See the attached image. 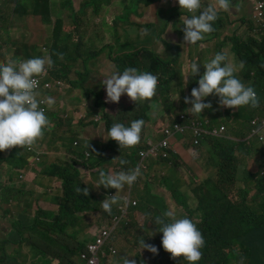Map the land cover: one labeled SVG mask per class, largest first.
<instances>
[{"label":"trees","instance_id":"trees-1","mask_svg":"<svg viewBox=\"0 0 264 264\" xmlns=\"http://www.w3.org/2000/svg\"><path fill=\"white\" fill-rule=\"evenodd\" d=\"M5 1L13 8L15 19L26 20L31 15H35L40 17L46 26L51 27L50 43L47 45L49 55L54 62L53 67L49 69L51 76L66 82L71 87L81 89L85 99L93 97L94 100L97 96L98 100H101V96L96 95V90L85 86L86 75L75 72L79 78L77 80L71 78L74 62L82 61L83 66L87 67L94 56L90 48L88 52H81L84 41L80 37H75L80 15L85 10L84 4L76 6L74 0ZM130 1L132 0H118L117 2L120 6ZM111 4L112 0H89L85 6H90L93 13L99 16L107 12ZM235 8L240 11L243 7L238 4L237 0H232L230 10ZM158 9L163 10L160 7ZM172 12L175 14L176 25L180 23V29L177 28L175 33L183 41L184 25L182 22L190 14L181 9H175ZM247 15L250 17L248 12ZM111 20L109 23H104L107 29H111V25L114 26ZM243 20L246 21V19ZM9 22V18L0 14L1 40L9 35ZM165 22L172 23L167 20ZM224 24L228 31L230 26L227 16H218L213 24L214 31L208 35L216 36L218 31L224 28ZM67 26L70 28L67 29ZM249 30L250 33L254 30L263 36L260 40L250 37L246 42L241 41L238 47L233 42L240 38L234 37L231 41V49L233 48L232 51L236 54V62L242 61L244 65L236 75L246 86L254 87L258 93L259 106L255 108L243 106L226 112L229 120L233 123L240 121L243 125L250 122L256 111L264 113V30H259L258 26L253 25H249ZM147 31V35L133 42L137 50L133 45H120L119 41L122 38L118 41V38L111 33L114 44L106 48L105 45L104 48L111 50L110 59L120 71L127 67H135L139 71L151 72L161 79L162 84L157 88L156 94L159 93L164 97L167 113L182 110L187 112L190 103L186 104L184 97H190V90L197 84L199 76H195L192 82L185 81L179 85L175 71L170 70L167 64L176 62L181 52L180 46L157 35L165 47L166 58L164 59L147 46L156 36L149 30ZM164 32H166L165 29L162 34ZM146 38L147 43L144 41ZM199 42L197 44H200ZM228 43L227 40H223L218 43V46L222 47ZM25 46L28 47L27 45L15 47V55L25 54L23 52ZM127 50L130 52H126ZM116 52L120 54L117 55ZM25 55L30 57L29 53ZM176 93H179L180 99L172 100L171 95ZM216 100L217 104H212V108L207 109L213 122L220 113V109L223 108L218 104V97ZM139 104L142 105V111L133 118H129L126 114L124 119H119V116L114 121H109V116L105 114L103 120L106 122L107 129L113 123L128 125L135 119H143L146 123L149 101H134L130 108ZM248 108L249 114L247 113ZM104 109L103 103L95 106V109L90 108L87 110L88 116H95ZM55 116V113L51 114V117ZM69 122L71 123V120ZM144 126L140 142L132 148L121 149L118 142L113 139H109L108 143L98 142L101 151L103 149V156L99 158L94 156L87 158L82 146L76 148L73 144L67 145L66 149L73 155L74 161L47 159L40 164L41 169L36 170L38 179L34 183L23 179L22 176L33 170L31 162L37 153H30L28 147L23 148L22 146L6 149V157L10 160L1 161L0 170L7 166L10 168L7 176L17 173L18 179H8L4 181L6 185L0 184L2 201H6L7 210L13 214V220L10 223H5V226L0 223V264H45L44 258L49 264H79L82 262L81 254L94 240L90 232L92 221L88 219V216L96 218L103 225L112 221L120 208L127 205L124 204L125 199L117 193L121 199L112 206L111 213L103 211L101 202L105 198L111 199L110 196L115 195L117 190L104 188L102 185L97 186L99 172L101 170L112 171L106 163L114 155L119 156V151H124L120 159L128 161L126 165H122L124 171L136 166L139 154L148 150L143 143ZM206 146H209L218 158L208 156L203 151ZM0 154L4 155L3 151H0ZM162 154L156 151L147 159L149 162L146 168L141 169V181L130 187L131 191L134 190L139 196V205L133 209L143 210L150 218L147 226H152L150 223L155 220L157 214L162 216L168 210L164 202L156 203V193L140 196L146 191L147 185L152 183L155 188L168 189L173 195L174 203L183 211L177 215L190 218L202 232L205 245L201 249L200 264H264V146L214 138L204 142L199 149L201 158L199 163L202 167L206 166L207 170H214L215 175L210 176L206 171L198 184H194L191 190L189 189L194 196V201L186 198L184 190L176 185V180H172L170 176L161 179L153 178L154 175L163 174L158 166H169L173 170L178 166L177 155L171 152L170 158L165 160ZM34 186L45 188V191H41L40 188L34 190ZM78 187L81 190L87 188V195H84L83 191L78 192ZM57 190L59 194H56ZM24 196L28 197V205L22 209L17 204V210H12L13 202L17 203L16 199ZM45 199L57 209H42L40 204ZM37 202L39 206L36 207ZM7 210L5 209L4 213H8ZM21 215L25 217L20 219ZM27 219L30 221L28 222ZM143 234L144 237L146 235L147 244L158 248V253L165 251L162 246L159 247L163 235L161 232L158 231L155 240L148 239L146 229ZM20 259L23 260L20 261Z\"/></svg>","mask_w":264,"mask_h":264},{"label":"clouds","instance_id":"clouds-1","mask_svg":"<svg viewBox=\"0 0 264 264\" xmlns=\"http://www.w3.org/2000/svg\"><path fill=\"white\" fill-rule=\"evenodd\" d=\"M88 1L89 0L84 3V7L85 9L90 8L92 11L90 6H85ZM175 1L178 2L181 10L190 14L183 19L182 24L184 25L183 42L191 45H196L198 41H200V44H204L213 39L215 36L208 34L214 31L213 24L218 19V11L230 10V0H217V6H209L203 9L201 0H173V2ZM30 11L32 12V9H30ZM257 26L259 30H264V27L261 26L259 22ZM141 35H147V29H145ZM0 41L2 40L0 39ZM113 44L114 41L109 45ZM119 44L133 45L136 47V50L138 49L133 42L119 41ZM107 46L108 45H106L105 48ZM29 49V47L25 46L23 52L28 54ZM163 49L165 51L164 46ZM88 51L89 49L81 50V52L84 53ZM91 52L94 53L91 59L92 62L96 58L97 53L94 51ZM110 52L111 50H109V53ZM126 52H130V50ZM116 54L118 55L120 53L116 52ZM109 58H111L110 55ZM236 59L237 57L234 53L230 50H224L216 53L215 56H212L204 64L200 65V63L195 60L192 61L189 65V73L186 81L192 82L195 76H199V78L197 79L198 86L195 84L190 90V97H184V102L186 104L190 103L189 110L187 112L185 110H177L178 112L174 111L172 113H167L165 109L162 119L163 122L156 128L153 127L155 122L153 118L161 119L155 112L159 107L155 104V101H158V97L161 96V94H156V92L157 88L161 86L162 81L153 73L145 70L139 71L135 67H127L123 71H112L111 74L102 81L103 85L101 91H98L96 88H90L96 90V95H100L101 100H98L97 96L94 100L93 97H91L92 102L88 104L87 110L90 108L95 109V106H99L102 103L105 107L104 110L119 109L118 103L122 96H128L130 98L126 108H130L134 101H149L148 120L146 123L143 119H135L128 125L119 122L113 123L110 128L107 129V141L103 143H108L109 139H113L118 142L121 149H128L140 142L142 129L145 124L143 143L148 147V150L142 151L139 154L136 166L133 167V169L124 171L122 165H126L128 161L114 155L110 162L108 161L106 163L111 167L112 171L106 172L101 170L99 172V182L96 185H102L104 188H114L117 190L115 195L110 196L111 199L105 198L101 202L104 212L111 213L112 206L117 204L121 199L117 196V193L121 189L125 187L131 192L130 187L141 181V169L146 168L147 159L153 154L151 153L153 147H156L159 152H162V157L166 160L170 158L172 150L178 154V151L174 148L175 146L178 147V145L183 146L189 144L191 146L190 149L194 152L195 159L198 160L200 158L199 149H201L204 142L207 140L212 138L226 141L237 140V138L232 137L227 130L220 132L216 136H210L208 132L213 128L215 121L213 122L211 120L207 111V109L212 108V104H217L216 97H218L219 106L223 107L220 109V112H231L232 108L238 109L243 106H250L253 108L259 106L258 93L255 91L254 87L246 86L236 75L244 66L242 61L236 62ZM53 64L54 62L50 55L42 53L30 55V57L27 56L25 59L0 58V151H3V154H5L6 149H10L14 146H22L23 148L28 147L29 152L37 153L31 165L41 161L40 156L43 152L35 150L33 145L42 140L50 130L51 114L55 111L60 94H63L64 90L69 87L76 89L66 82L54 79L51 76L49 69L53 67ZM77 64H80V68L76 69L75 72L85 75L84 72L89 70L90 65L88 64L87 67H84L82 61L74 62L72 65L74 67ZM179 75V83H181L182 75L180 73ZM77 90L83 93L81 89ZM61 109L64 110L65 105L61 104ZM121 111L122 110H120V112ZM247 113H250L249 108L247 109ZM64 116H68V111H66ZM95 116L96 118L94 120L96 122L102 120L101 116ZM177 125L185 128V132L177 131ZM194 125H199V128L202 130L200 135L195 134ZM234 126L238 130H244V125L240 121H236ZM246 126L247 130L244 131L250 136L251 141L259 146H264V113L256 111L254 117ZM167 131H170V134H168ZM158 134L161 135L160 139H157ZM54 135L56 136L55 138ZM177 136H181V140L178 141L176 138ZM261 137H263V139H261ZM254 138L257 139V142L253 141ZM51 140L54 143H59L63 147L71 144L75 146L78 145L77 142H66L57 133L53 134ZM98 142L102 141L94 139L92 142L86 141V143L82 145L86 151L87 158L91 155L96 158L101 157V155L103 156V149L101 151ZM164 142L167 143V146L163 145ZM93 143L95 147L99 149L98 156L88 150L87 145L89 146V144ZM29 147L33 149L29 150ZM142 153L148 154L143 160L141 158ZM5 157L0 154V158ZM200 179L201 177L199 176L195 178L194 181L198 182ZM190 184L191 182L187 181L182 186L186 198H188V193L192 194L188 187ZM177 185L180 186L179 184ZM77 191H83L84 195H87L88 192L87 188L81 190L79 187ZM121 197L125 199L124 204L127 205L120 208L117 215L109 224H115L116 228H118L119 231L121 230L124 234L129 225L130 210L137 205V202L132 199L131 195L130 197ZM1 202L2 196L0 194V203ZM15 204L17 203L13 202L11 206L12 210H14L13 205ZM177 214L180 213H176L170 208L166 210L162 216H157L155 218L154 223L158 226L157 231L163 233L159 247L162 246L165 251L161 254L165 255L166 253H170L173 259L182 255L188 264H197L198 261L200 263L202 257L201 249L205 245L203 234L190 218L187 216L181 217ZM12 215L13 214L9 211L5 213V223H10L13 220ZM97 236L88 244V247L96 241ZM111 240L105 247L107 256L102 257L101 264H103V260L105 262L108 261L109 264H115V261L109 262L110 256L116 257L118 255V251L115 246L112 245ZM137 243L140 245V250L147 249L153 254H158L159 250L155 245L147 244L143 239L138 240ZM110 248H114L117 253L112 254ZM87 251L88 248L85 252ZM84 253L81 254V260L83 264H86L82 259ZM122 264H136V261L122 256Z\"/></svg>","mask_w":264,"mask_h":264},{"label":"rangeland","instance_id":"rangeland-1","mask_svg":"<svg viewBox=\"0 0 264 264\" xmlns=\"http://www.w3.org/2000/svg\"><path fill=\"white\" fill-rule=\"evenodd\" d=\"M74 1L76 3V6H79L83 5L87 0ZM117 1L118 0H112V4L109 10L103 15L95 16L96 14L92 13L90 8H86L80 15V23L76 30L75 37H80L85 41V44L82 45L83 50L90 48L97 53L96 58L91 62L89 66V70L84 72V74L86 75L84 84L87 88H96L98 91H101L103 85L102 81L106 79L112 71L119 70L115 66L113 61L109 58V49H104L105 45L113 42V38L110 33L117 37L118 41L120 40V38H122L121 42H136L137 39L145 36L141 35V33L145 29H147L152 34H156V36L149 44H147V46L152 48L158 56L164 59L166 58V54L164 53L162 42L157 37V35H161V38H167L175 45H179L181 52L176 62H169L167 66L170 70L175 71L177 75L176 80L180 78L179 73L182 75V82L179 83L180 81H178V84L181 85L188 78L189 65L192 61L195 60L200 64H204L219 50H230L232 53H234L231 50V41L234 37H238L241 39H236L233 42L236 47L241 45V41H248L251 37L249 25H258L255 11L261 10V6L264 4V0H237L238 4L243 7L240 11L236 10V8L234 10L231 9L228 13L223 10H219L218 16H227L230 29L227 31L225 27L226 24H224V28L220 29L217 35L210 41L205 42L204 44L191 45L184 43L175 33L177 28L180 29V23L176 25L177 22H175L174 18L175 14L174 12H172L175 9H181L177 1L132 0L130 2L120 4V6ZM201 4L202 9L209 6H217V0H201ZM230 4H232V0H230ZM158 7L162 8L163 10L160 11ZM247 12L250 14V17H248ZM0 14L10 19V22L8 24L9 35L6 36L2 41H0L1 59L27 58V55L25 54L16 56L14 53L15 47H20L22 45H27L30 48L29 55H35L38 53L49 55V48L47 45L50 43L51 27L46 26L41 21L40 17L31 15L26 20H17L14 18L13 8L9 6L5 0H0ZM243 19H246V21H244ZM110 20L112 23H114V26L111 25V29H107L104 23H109ZM165 20L172 23H166ZM69 28L70 27L67 26V29ZM164 29L166 32L162 34ZM223 40H227L229 43L227 45L219 47L218 43L222 42ZM144 41L147 43L148 39L146 38ZM249 55L250 57L252 56L251 53ZM78 68H80V64H77L73 67V72L71 75V78L73 80L78 79V77L75 75V71ZM171 98L172 100H179L180 95L179 93H176L171 95ZM61 99L64 100L65 109L62 110L61 103H57L54 111L56 116L51 118L50 130L42 140L33 145L35 150L42 149L43 145L48 143V140L52 138L54 133L60 135V137L67 142H77L78 145H74V147L76 148L84 145L86 141L90 142L94 139L106 142L107 125L103 120L105 114L109 116V121H114L119 116V119H124V115L126 114L129 118H133L134 116L140 114L142 111L141 104L134 105L132 108L122 109L121 112L119 109H106L97 114L102 117V120L96 122L94 120L96 116H88L87 113V106L92 102L91 97L90 99H85L83 93L80 90L72 89L69 87L64 90L63 94H60L59 100ZM157 100L158 101H155V104L159 107L155 110V112L158 117L163 119L164 110L166 109L164 97L161 95ZM66 111H68L67 117L64 116ZM217 115L213 128L208 132L210 136H216L220 132L227 130L232 137L238 139L239 143H253L250 139V136L245 132L247 130L246 125L243 126V129L245 131L238 130L235 128L234 123L228 119L226 112H220ZM79 119L83 120L80 121ZM70 120L71 123L69 122ZM160 138L161 135L158 134L157 139ZM176 138L178 141L181 140V136H177ZM253 141L257 142V139L254 138ZM178 148L188 150L191 148V146L189 144L183 146L178 145ZM175 150L177 151L176 148ZM171 152H174V154L177 155L176 160L178 162V166L174 170V175L178 174V176L171 179L176 180V185L179 184L181 188L183 183L185 184L187 181H190L191 184L188 185V187L191 190V187L194 184H198V182L194 181V178L196 177L194 171L189 169V162L193 160V158L191 159L189 156L180 158V156L175 153L174 150H172ZM123 153L124 151H119L118 158H121ZM3 156H7L6 153ZM90 158H92V155L89 157V159ZM4 160L9 161L10 158H0V162ZM69 160L74 161L73 158H70ZM158 169L162 171L163 174L160 176L154 175L153 178L155 179L165 178L166 176H169L172 171V168L169 166H158ZM5 172V167L4 169L0 170L1 185H6L3 178ZM146 188V191L142 192L140 196H143L147 193H156V203L161 204L162 202H164L167 209L171 208L176 213H183L182 209L174 203L173 195L168 189L164 187L155 188L152 183H149ZM55 192L56 194L60 193L59 191ZM118 194L126 197H130L131 195L132 199L137 202V205L134 207H137L139 205V196L135 193L134 190L130 192L124 187L118 192ZM164 195L168 197V203ZM16 202L20 208L24 209L28 205L29 200L28 197L24 196L18 197L16 199ZM17 204L13 205L14 210H17ZM37 206H39L38 202ZM6 207V201H2L0 203V223H2V225L4 226V210L6 209ZM133 208L130 210L128 220L129 225L124 234L121 230L119 231V229L116 228L115 224L110 225L109 223H105L101 225V223H99L96 218L90 215L88 216V219L92 221L90 232L94 236V239L98 235L99 231L103 228H115V233L111 240V243L118 251V255L116 257L110 256L109 260H114L115 264H122V256H124L128 259H134L136 261V264H188V262L184 260L182 255L173 259L170 253H166L165 255H163L161 253L153 254L147 249L140 250V245L137 243L138 240L143 239L145 243H147L145 238L146 235L144 237L143 234L145 229L148 234V239L155 240L158 234V226L154 223L155 220L151 221V227L147 226L150 218L146 216L143 210ZM157 216L159 215L157 214ZM24 251L28 252L26 249H24ZM22 260L23 259H20V261ZM44 261L45 264H49L47 259L44 258ZM106 263H108V261L105 262L103 260V264ZM79 264H83V262H80ZM197 264H200L199 261L197 262Z\"/></svg>","mask_w":264,"mask_h":264},{"label":"crops","instance_id":"crops-1","mask_svg":"<svg viewBox=\"0 0 264 264\" xmlns=\"http://www.w3.org/2000/svg\"><path fill=\"white\" fill-rule=\"evenodd\" d=\"M262 36L263 35L255 32L254 30L251 31V38L254 39V40L255 39L256 40H260ZM256 52H257V50H256ZM59 98H58L57 102H60L62 105H65L64 100L63 99L59 100ZM129 101H130V98L128 96H122V98L120 99V101L118 103L119 110L125 109L127 107V104L129 103ZM153 120L155 121L154 124H153V127H155V128L158 127L159 125H161L162 122H163L162 119H158V118H156V119L153 118ZM230 142L239 143L238 139L237 140H232ZM175 148L177 149L180 158H182V157L184 158V157H188V156L191 159L193 158V160H191L189 162V169L194 171V174L196 175L195 178H197L199 176L201 177V175H203L206 171L208 172V174L210 176H214L215 175L214 170H207L206 166L203 165V167H202L200 165L199 161H200L201 158L196 160L193 150H191V149L185 150L183 148H178L177 146H175ZM37 151L43 152V154L40 156L41 161L36 163V164H34V165H31L33 170H31L29 173H27L24 176H22L23 179H28L31 183H34L36 181V179H38V176L36 174V170H40L41 169L40 164L45 162L47 159L55 158V159H63V160H66V161H70L69 160L70 158H74L73 155L66 149V147H63L59 143H54L51 139L48 140L47 144L43 145L42 149L37 150ZM203 151L210 157L218 158V156L216 154H214L213 150L209 146H206L205 148H203ZM9 169L10 168L6 166V172H5V175L3 176L4 181L8 180V179L17 180L18 179V174L17 173H12L11 175L7 176V173L9 171ZM169 176L171 178H173V177H177L178 174L174 175V170L172 169L171 174ZM48 183H51V182L48 181ZM183 185H184V183H183ZM39 188L40 187H38V186H34L33 187L34 190L39 189ZM40 189L43 192L45 191V188H40ZM161 192H163V191H161ZM164 197L166 198V201L168 203L169 202L168 201V197H166L165 195H164ZM187 197L191 201H194V197H193V195L191 193H188ZM35 206L37 207V203H35ZM40 207L42 209H45V210H55V209H57V207H53L51 205V203L48 200H46V199L42 201V203L40 204ZM4 239H7V237H4ZM109 262H114V260H111Z\"/></svg>","mask_w":264,"mask_h":264},{"label":"built area","instance_id":"built-area-1","mask_svg":"<svg viewBox=\"0 0 264 264\" xmlns=\"http://www.w3.org/2000/svg\"><path fill=\"white\" fill-rule=\"evenodd\" d=\"M256 17L260 25L264 27V4L261 6V10L256 11ZM38 86H39V83H38ZM176 130L180 132H185V128L179 125L176 126ZM194 131L196 135H200L202 132V130L199 128V125H194ZM263 131H264V127H263ZM167 133L170 134V131H167ZM261 139H263V137H261ZM163 145L167 146V143L164 142ZM32 149H33L32 147H29V150H32ZM156 151H158V149L156 147H153L151 150V153H155ZM146 155L148 154L142 153L141 155L142 160L144 159ZM114 232H115L114 227L106 228L100 231L99 235L97 236L96 241L90 244L88 247V251L82 255V259L86 262V264H101L102 257L107 256L105 247L108 245ZM110 250L112 254L117 253V251L114 248H110Z\"/></svg>","mask_w":264,"mask_h":264},{"label":"water","instance_id":"water-1","mask_svg":"<svg viewBox=\"0 0 264 264\" xmlns=\"http://www.w3.org/2000/svg\"><path fill=\"white\" fill-rule=\"evenodd\" d=\"M87 147H88V150L90 151V152H92V153H94L95 155H97L98 156V148L97 147H95V144L93 143V144H89V146L87 145ZM25 216H20V219H22V218H24ZM27 221L29 222L30 221V219H27Z\"/></svg>","mask_w":264,"mask_h":264}]
</instances>
